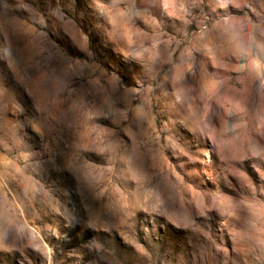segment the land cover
<instances>
[{"label":"clouds","instance_id":"1","mask_svg":"<svg viewBox=\"0 0 264 264\" xmlns=\"http://www.w3.org/2000/svg\"><path fill=\"white\" fill-rule=\"evenodd\" d=\"M0 264H264V0H0Z\"/></svg>","mask_w":264,"mask_h":264}]
</instances>
